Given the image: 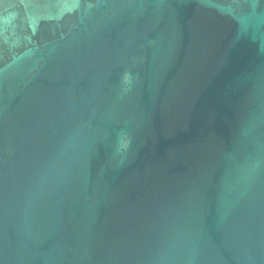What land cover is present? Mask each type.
I'll list each match as a JSON object with an SVG mask.
<instances>
[{
	"label": "water",
	"instance_id": "1",
	"mask_svg": "<svg viewBox=\"0 0 264 264\" xmlns=\"http://www.w3.org/2000/svg\"><path fill=\"white\" fill-rule=\"evenodd\" d=\"M0 264H264V0H0Z\"/></svg>",
	"mask_w": 264,
	"mask_h": 264
}]
</instances>
